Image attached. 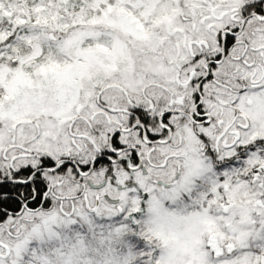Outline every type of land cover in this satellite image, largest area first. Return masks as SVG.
Masks as SVG:
<instances>
[{
    "label": "snow or ice",
    "instance_id": "1",
    "mask_svg": "<svg viewBox=\"0 0 264 264\" xmlns=\"http://www.w3.org/2000/svg\"><path fill=\"white\" fill-rule=\"evenodd\" d=\"M0 264H264V0H0Z\"/></svg>",
    "mask_w": 264,
    "mask_h": 264
}]
</instances>
